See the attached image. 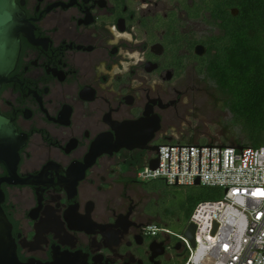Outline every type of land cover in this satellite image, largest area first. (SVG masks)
<instances>
[{"label":"flooded vegetation","instance_id":"af4514ba","mask_svg":"<svg viewBox=\"0 0 264 264\" xmlns=\"http://www.w3.org/2000/svg\"><path fill=\"white\" fill-rule=\"evenodd\" d=\"M203 3L17 1L21 50L0 114L24 144L15 177L0 164V181L10 179L0 189L21 262L167 264L185 254L153 222L138 173L171 139L193 75L213 84L200 74L212 37L195 28L212 26ZM152 226L161 231L148 236Z\"/></svg>","mask_w":264,"mask_h":264},{"label":"built area","instance_id":"2783aa9c","mask_svg":"<svg viewBox=\"0 0 264 264\" xmlns=\"http://www.w3.org/2000/svg\"><path fill=\"white\" fill-rule=\"evenodd\" d=\"M172 140L173 137H170ZM157 157L149 158L139 170L138 179L145 182L163 180L169 186L218 188L224 192L221 199L203 202L192 214L187 228L196 227L195 248L182 234L176 237L187 253L185 264H264V147L258 149L220 148L201 149V173H199L200 147L191 148L189 173V148H181L179 173V147L223 146L220 144L181 145L164 144ZM235 147V146H223ZM160 168L150 169V161L159 159ZM158 227L148 228L147 235L155 236Z\"/></svg>","mask_w":264,"mask_h":264},{"label":"trees","instance_id":"16d2710c","mask_svg":"<svg viewBox=\"0 0 264 264\" xmlns=\"http://www.w3.org/2000/svg\"><path fill=\"white\" fill-rule=\"evenodd\" d=\"M205 12L218 34L208 41L209 58L202 61L200 74L208 71L214 86L224 96L232 113V124L240 128L239 140L229 138L220 145L258 149L264 147V0H203ZM203 9V10H204ZM237 11V15L233 11ZM196 18L199 17L197 12ZM164 144L207 145L217 144L198 140L191 135L180 140H162ZM144 164L142 165V167ZM153 196L149 214L160 228L173 234L185 232L197 206L203 202L221 199L224 192L218 188L197 186L196 194L183 202L181 213L171 186L163 180L144 184ZM181 233V234H182ZM175 242H179L173 237ZM187 253L180 260L167 264H185Z\"/></svg>","mask_w":264,"mask_h":264},{"label":"water","instance_id":"95a60500","mask_svg":"<svg viewBox=\"0 0 264 264\" xmlns=\"http://www.w3.org/2000/svg\"><path fill=\"white\" fill-rule=\"evenodd\" d=\"M18 0H0V90L4 84L8 82V76L15 69L19 54L21 50L20 42V29L23 26V14L17 4ZM234 15L237 14L235 10ZM202 50V51H199ZM196 54L203 56L205 49L198 47ZM23 138L18 133V130L14 124L0 114V164L5 166L8 170L10 178L16 176V168L19 159V150L23 146ZM170 147V146H161ZM179 147V173H180V159H181V148H189V173H190V159H191V148L200 147V160H199V173H201V149L210 148V169L211 171V148H220V163L219 171H221V148H237V147H213V146H173ZM241 150L242 148H237ZM251 149V148H248ZM160 153V150H159ZM170 154L171 147L169 149V172H170ZM160 168V155L159 159L150 161V169L152 171ZM10 179L0 181V185L3 182H9ZM200 183L197 181L196 186ZM4 201V195L0 189V264H36L34 262L23 263L19 260L17 255V246L12 237L11 225L2 209V203ZM195 234L196 227L190 225L185 236L191 241L192 246L195 248ZM180 245V244H179ZM159 244L157 247H161ZM153 248V247H152Z\"/></svg>","mask_w":264,"mask_h":264},{"label":"rangeland","instance_id":"374dc122","mask_svg":"<svg viewBox=\"0 0 264 264\" xmlns=\"http://www.w3.org/2000/svg\"><path fill=\"white\" fill-rule=\"evenodd\" d=\"M200 24L195 25L199 32L210 31L212 35L218 33L214 26ZM193 77L192 80L196 83V93L184 99L185 105L181 108L179 121L173 125L172 130L166 128L165 132H168L169 137L175 140L191 135L197 136L198 140L217 144H221L227 138L239 140L240 128L232 124V113L227 107L224 96L213 84L204 81L205 79L194 75ZM196 187L171 186L169 194L175 198L174 201L181 213H183L181 208L183 202H186L185 199L189 195L193 197L196 194ZM181 233L182 231L179 232Z\"/></svg>","mask_w":264,"mask_h":264}]
</instances>
